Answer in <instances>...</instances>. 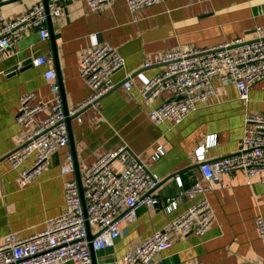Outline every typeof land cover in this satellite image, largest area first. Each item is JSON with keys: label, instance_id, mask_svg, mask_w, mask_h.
<instances>
[{"label": "crops", "instance_id": "crops-1", "mask_svg": "<svg viewBox=\"0 0 264 264\" xmlns=\"http://www.w3.org/2000/svg\"><path fill=\"white\" fill-rule=\"evenodd\" d=\"M34 1L0 0V12L13 19ZM47 27L48 39L41 40L36 30H29L8 53L0 55V244L9 232L25 237L41 231L45 221L64 208L65 182L82 181L84 171L99 155L126 146L160 177L151 192L158 204L138 206L133 221L120 222L118 239L110 248L93 251V264H124L122 257L128 250L163 230L172 244L158 253L152 264H260L263 249L254 216L264 218V182L256 179L247 185L244 172L235 170L222 175L228 188L192 198L184 192L200 176L194 149L204 144L208 135H216V143L207 149L206 159L228 155L239 147L245 115L264 113V78L250 87L246 101L238 98L232 83L212 78L213 93L207 101L198 103L176 125L155 124L148 117L151 108L169 93L162 91L146 104L140 88L163 69L155 59L166 50L253 39L256 28H264V0H162L133 13L125 0H115L97 11H91L86 0H69L62 15L51 19ZM102 43H109L124 59L123 67L112 75L113 89L96 107L71 116V141L68 137V144L52 154L49 165L26 186H20L19 171L33 165L34 155L18 167L12 166L7 155L48 113L46 109L27 127H19L15 116L20 95L31 91L38 102L49 101L53 93L44 72L53 68L67 110L79 105L90 90L79 77L78 66L86 49ZM38 56L46 57V62L35 66L32 60ZM146 62L150 63L147 67ZM127 78L132 83L128 90L123 86ZM158 144L163 145L164 154L153 161L150 154ZM67 153L72 156L73 171L62 173L60 166ZM176 175L182 187L176 185ZM203 196L215 214L204 234L167 230L171 219ZM166 197L177 201V208L170 213L163 210Z\"/></svg>", "mask_w": 264, "mask_h": 264}, {"label": "built area", "instance_id": "built-area-1", "mask_svg": "<svg viewBox=\"0 0 264 264\" xmlns=\"http://www.w3.org/2000/svg\"><path fill=\"white\" fill-rule=\"evenodd\" d=\"M69 0H35L31 6L13 19L0 12V55L8 53L20 37L36 30L41 40L49 38L47 19L62 15ZM115 0H86L91 11L110 6ZM131 13L150 7L162 0H125ZM256 36L241 38L210 47H182L164 51L155 59L163 69L140 88L144 103L149 104L162 91L168 98L152 107L148 117L155 124L176 125L198 103L207 101L213 93L212 78L222 83H232L238 98L246 101L250 87L264 78V28L257 27ZM46 62V57L32 60L35 66ZM124 65L123 57L109 44L102 43L86 49L78 66L79 77L89 88L88 97L68 110L67 115L78 117L88 107H96L99 100L114 87L112 75ZM150 63H144L149 66ZM53 95L49 101H37L34 92L20 95L16 124L27 127L34 116L44 110L48 113L36 122L35 128L25 135L22 143L7 155L13 167H18L29 155H34L33 165L19 171L18 184L26 186L50 163L52 154L68 144V129L60 87L53 68L44 72ZM130 78L123 82L126 90ZM216 143V135H208L205 143L194 149L199 177L185 190L189 198L211 190L225 189L229 184L222 175L241 170L245 183L264 182V113H251L244 117L239 147L233 153L207 160L206 151ZM164 154L162 144L156 145L150 158L158 160ZM62 173L73 171L70 153L61 164ZM182 187L181 178L174 177ZM204 181V182H202ZM160 177L126 146H118L99 155L84 171L81 193L75 179L64 184V208L48 218L41 231L25 237L13 232L4 236L0 244V264H93L91 250L110 248L120 235V222L136 218L138 206L156 205L158 198L151 192L158 186ZM177 208L174 197L164 199L163 210L170 213ZM215 220V214L205 196L171 219L166 228L170 232L204 234ZM88 229L93 235L87 238ZM254 227L263 249L260 264H264V218L254 216ZM166 230L155 231L122 257L124 264H152L155 256L171 246ZM203 264V263H196Z\"/></svg>", "mask_w": 264, "mask_h": 264}, {"label": "water", "instance_id": "water-1", "mask_svg": "<svg viewBox=\"0 0 264 264\" xmlns=\"http://www.w3.org/2000/svg\"><path fill=\"white\" fill-rule=\"evenodd\" d=\"M43 2L46 3V0H43ZM49 21H50V19L48 18L47 19V23H49ZM50 38L52 39V35L51 34H50ZM59 87H60V93H61L62 99L64 101V97H63V93H62V89H61L60 83H59ZM63 108H64V113L66 114V124H67V129H68V137H69V140L71 141L70 131H69V128H70L69 122H70L72 117L67 115L68 110H67L64 102H63ZM77 183H78V187H79V190H80V193H81V180H80V178H77ZM92 237H93V235L91 234V232H90V230L88 229V226H87V238L89 240H91ZM91 258L93 259V251L92 250H91Z\"/></svg>", "mask_w": 264, "mask_h": 264}, {"label": "rangeland", "instance_id": "rangeland-1", "mask_svg": "<svg viewBox=\"0 0 264 264\" xmlns=\"http://www.w3.org/2000/svg\"><path fill=\"white\" fill-rule=\"evenodd\" d=\"M200 104V103H199Z\"/></svg>", "mask_w": 264, "mask_h": 264}]
</instances>
